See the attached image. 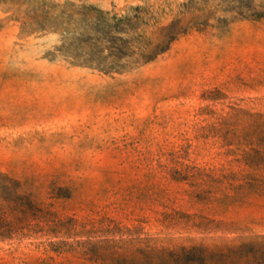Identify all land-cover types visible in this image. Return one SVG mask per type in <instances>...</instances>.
<instances>
[{
    "label": "rangeland",
    "instance_id": "374dc122",
    "mask_svg": "<svg viewBox=\"0 0 264 264\" xmlns=\"http://www.w3.org/2000/svg\"><path fill=\"white\" fill-rule=\"evenodd\" d=\"M39 1L149 6L155 44L189 28L154 62L105 75L59 55L57 34L23 32L22 3ZM235 5L0 0V173L43 216L29 237L0 241V264H100L89 244L264 264V17Z\"/></svg>",
    "mask_w": 264,
    "mask_h": 264
},
{
    "label": "trees",
    "instance_id": "16d2710c",
    "mask_svg": "<svg viewBox=\"0 0 264 264\" xmlns=\"http://www.w3.org/2000/svg\"><path fill=\"white\" fill-rule=\"evenodd\" d=\"M259 0H232L230 13L242 18L264 17ZM22 15L17 17L24 33H53L60 38L56 51L72 66L105 75L123 74L154 62L167 52L170 45L189 27L175 28L167 41L155 44L147 36L156 20L149 6L131 7L126 13L104 10L84 2L22 3ZM41 208L31 195L22 192L20 183L0 173V241L18 236L29 237L35 222L43 220ZM83 256L100 264H206L203 247L159 250L138 249L136 256L120 252L114 244L82 246ZM58 254L61 250L55 249Z\"/></svg>",
    "mask_w": 264,
    "mask_h": 264
}]
</instances>
